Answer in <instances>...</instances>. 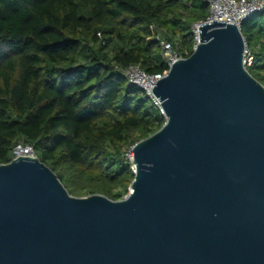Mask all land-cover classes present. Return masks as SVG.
<instances>
[{
  "label": "water",
  "instance_id": "water-1",
  "mask_svg": "<svg viewBox=\"0 0 264 264\" xmlns=\"http://www.w3.org/2000/svg\"><path fill=\"white\" fill-rule=\"evenodd\" d=\"M151 90L121 200L77 197L38 157L0 165V264H264V85L239 28L203 25Z\"/></svg>",
  "mask_w": 264,
  "mask_h": 264
},
{
  "label": "trees",
  "instance_id": "trees-1",
  "mask_svg": "<svg viewBox=\"0 0 264 264\" xmlns=\"http://www.w3.org/2000/svg\"><path fill=\"white\" fill-rule=\"evenodd\" d=\"M209 14L204 0H0V165L30 143L71 195L123 199L135 178L126 152L166 119L119 69L166 72L151 26L186 58L191 25ZM241 32L264 85V14Z\"/></svg>",
  "mask_w": 264,
  "mask_h": 264
},
{
  "label": "built area",
  "instance_id": "built-area-1",
  "mask_svg": "<svg viewBox=\"0 0 264 264\" xmlns=\"http://www.w3.org/2000/svg\"><path fill=\"white\" fill-rule=\"evenodd\" d=\"M209 5L210 14L206 20L194 22L191 25V31L194 36V49L199 44V31L203 25L213 23L215 21L225 22L236 25L241 31L242 24L257 14H264V0H204ZM151 30L155 33L156 40L162 48V56L167 65V71L162 73L150 74L139 65H131L126 68H120V72L125 76L130 85L136 86L142 93L143 100L162 116L165 112L162 108V101L159 102L151 92L152 88L163 79L170 68L180 59L184 57L180 55L177 49L178 43L165 37L163 30H158L155 25L151 26ZM254 55L246 44L244 52V66L248 69L253 64ZM18 157L36 158V150L33 144L19 142L13 148L12 160ZM125 159L131 164L133 172H135V163L133 157V147L125 154Z\"/></svg>",
  "mask_w": 264,
  "mask_h": 264
},
{
  "label": "rangeland",
  "instance_id": "rangeland-1",
  "mask_svg": "<svg viewBox=\"0 0 264 264\" xmlns=\"http://www.w3.org/2000/svg\"><path fill=\"white\" fill-rule=\"evenodd\" d=\"M130 189H131V186H130V188H129V192H130ZM129 192H128V193H129ZM127 195H128V194H127ZM127 195H126V196H127ZM126 196H125V197H126Z\"/></svg>",
  "mask_w": 264,
  "mask_h": 264
}]
</instances>
